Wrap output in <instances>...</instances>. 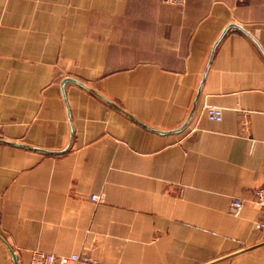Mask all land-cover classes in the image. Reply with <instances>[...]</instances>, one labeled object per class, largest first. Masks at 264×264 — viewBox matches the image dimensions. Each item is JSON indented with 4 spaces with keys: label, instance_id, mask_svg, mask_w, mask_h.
Masks as SVG:
<instances>
[{
    "label": "crops",
    "instance_id": "crops-1",
    "mask_svg": "<svg viewBox=\"0 0 264 264\" xmlns=\"http://www.w3.org/2000/svg\"><path fill=\"white\" fill-rule=\"evenodd\" d=\"M0 141V264H264V0H0Z\"/></svg>",
    "mask_w": 264,
    "mask_h": 264
},
{
    "label": "built area",
    "instance_id": "built-area-1",
    "mask_svg": "<svg viewBox=\"0 0 264 264\" xmlns=\"http://www.w3.org/2000/svg\"><path fill=\"white\" fill-rule=\"evenodd\" d=\"M166 5L175 7H183L186 0H161ZM206 115L209 121L220 122L223 119V112L220 108L208 106ZM254 202L263 209V217L257 222L256 229L264 239V185L256 188L253 192ZM90 200L95 203L102 202V197L99 195H91ZM245 205L243 199H235L231 202L230 209L233 213L240 212ZM30 264H96L87 254L74 253L68 256H57L51 253L42 251H34L32 253Z\"/></svg>",
    "mask_w": 264,
    "mask_h": 264
},
{
    "label": "water",
    "instance_id": "water-1",
    "mask_svg": "<svg viewBox=\"0 0 264 264\" xmlns=\"http://www.w3.org/2000/svg\"><path fill=\"white\" fill-rule=\"evenodd\" d=\"M231 27H234V28H237L241 31H243L244 33H246L248 36L251 37V39L258 45V47H260V45L257 43V41L251 36V34H249L244 28L238 26V25H235V24H232L230 25L224 32L223 34L220 36L219 39H221L225 32L231 28ZM261 49V47H260ZM214 50H215V47L213 48V50L211 51V55H210V58H209V62L211 61L212 57H213V54H214ZM262 51V49H261ZM209 62H208V65H209ZM207 65V67H208ZM207 69V68H206ZM69 82H73V83H76L77 85L81 86L82 88L86 89L87 91L93 93L94 95H96L97 97H99L101 100H103L105 103H107L108 105L116 108V109H119L120 111H122L115 103L111 102L110 100L106 99L104 96H102L100 93L96 92L95 90L91 89L89 86H87L86 84L74 79V78H66L62 81L61 83V90H62V94H63V98L65 100V85ZM73 138V130H72V133H71V140ZM0 142H4L6 144H13V145H18V146H24V147H27L29 149H33V150H37V151H43V152H46V153H60V152H52V151H47V150H42V149H39V148H36V147H30V146H26V145H22V144H18V143H13V142H10V141H0ZM61 152H64V151H61ZM3 243L5 245H7L4 241ZM11 256H12V260L14 262V264H18V260H17V256L15 254V252L9 247L7 246Z\"/></svg>",
    "mask_w": 264,
    "mask_h": 264
}]
</instances>
